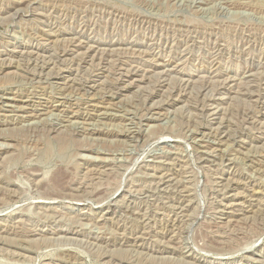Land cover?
Here are the masks:
<instances>
[{
    "label": "rangeland",
    "instance_id": "374dc122",
    "mask_svg": "<svg viewBox=\"0 0 264 264\" xmlns=\"http://www.w3.org/2000/svg\"><path fill=\"white\" fill-rule=\"evenodd\" d=\"M0 264H264V0H0Z\"/></svg>",
    "mask_w": 264,
    "mask_h": 264
},
{
    "label": "bare ground",
    "instance_id": "6f19581e",
    "mask_svg": "<svg viewBox=\"0 0 264 264\" xmlns=\"http://www.w3.org/2000/svg\"><path fill=\"white\" fill-rule=\"evenodd\" d=\"M36 109V108H35ZM36 116V115H35ZM8 122V121H7ZM18 130V129H17ZM4 137V136H3Z\"/></svg>",
    "mask_w": 264,
    "mask_h": 264
}]
</instances>
